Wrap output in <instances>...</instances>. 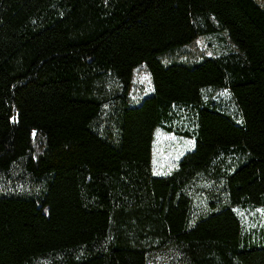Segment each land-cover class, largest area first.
Masks as SVG:
<instances>
[{
    "label": "trees",
    "instance_id": "16d2710c",
    "mask_svg": "<svg viewBox=\"0 0 264 264\" xmlns=\"http://www.w3.org/2000/svg\"><path fill=\"white\" fill-rule=\"evenodd\" d=\"M222 31L233 49L179 59ZM143 66L150 92L130 100ZM226 88L237 118L202 101ZM193 146L151 172L153 130ZM41 148H34V137ZM233 157L227 163V157ZM0 264H264V10L254 0H0ZM159 258V262L157 260Z\"/></svg>",
    "mask_w": 264,
    "mask_h": 264
},
{
    "label": "rangeland",
    "instance_id": "374dc122",
    "mask_svg": "<svg viewBox=\"0 0 264 264\" xmlns=\"http://www.w3.org/2000/svg\"><path fill=\"white\" fill-rule=\"evenodd\" d=\"M264 10V0H254ZM233 49L224 32L218 31L212 34H204L196 37L190 45H184L175 50L174 56L179 59H195L201 54L216 57ZM150 80L147 71L141 65L131 72L128 96L130 100L150 92ZM202 101L211 102L224 114L231 118H237L238 108L230 92L226 88L205 87L202 89ZM177 117L169 127L172 132L157 127L153 130L151 148V172L160 176L170 173L176 166L182 155L193 146L190 137L182 136L180 132L191 133L192 130V107L189 105L174 106ZM34 148L40 149L41 144L37 136L34 137ZM233 157H227L226 162L231 163ZM17 173L6 175L0 178V189H15L19 185ZM231 209L237 216L241 226V238L258 245L264 240V205L242 204L233 205ZM159 262V258H157Z\"/></svg>",
    "mask_w": 264,
    "mask_h": 264
}]
</instances>
